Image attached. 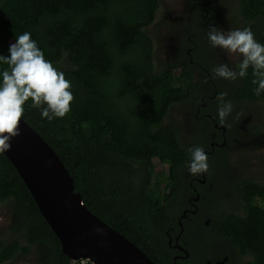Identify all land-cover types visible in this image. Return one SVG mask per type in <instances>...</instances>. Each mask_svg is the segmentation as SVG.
<instances>
[{
    "label": "trees",
    "instance_id": "trees-1",
    "mask_svg": "<svg viewBox=\"0 0 264 264\" xmlns=\"http://www.w3.org/2000/svg\"><path fill=\"white\" fill-rule=\"evenodd\" d=\"M217 2L186 0V13L198 5L193 33L172 31L177 49L165 60L156 53L161 0H0V55L9 56L16 37L30 32L71 82L74 96L63 118H42L29 100L22 119L57 153L85 208L156 264H205L224 256L227 264H264V174L232 179L233 172L219 169L227 166L225 145L239 140L235 124L250 116L245 111L264 112V93L254 94L251 67L235 81L213 78L212 69L225 63L203 53L211 45L208 30L220 18L233 30L251 28L264 44V0H232L222 7ZM241 59L227 64L238 70ZM222 92L233 105L224 125L216 99ZM184 106L193 109L196 130L189 138L171 118ZM249 126L250 139L263 134L262 124ZM194 147L207 152L209 165L196 176L187 167ZM217 155L218 181L211 175ZM155 158L167 166L166 176ZM189 182L200 197L211 190V200L196 214L186 208ZM0 209L10 221L0 226V264H18L31 254L36 264H72L4 153ZM175 237L187 258L175 248Z\"/></svg>",
    "mask_w": 264,
    "mask_h": 264
},
{
    "label": "clouds",
    "instance_id": "clouds-1",
    "mask_svg": "<svg viewBox=\"0 0 264 264\" xmlns=\"http://www.w3.org/2000/svg\"><path fill=\"white\" fill-rule=\"evenodd\" d=\"M207 36L213 48L242 57L238 70L220 64L212 69L213 78L235 81L246 77L251 67L252 84L256 85L253 92L258 97L264 93V44L255 40L251 28L225 32L211 27ZM9 53L7 57L0 55V61L7 65L0 69V153L8 151L10 141L21 134L19 124L26 102L31 100V107L40 109L42 118L53 120L66 116L74 100L71 82L45 58L30 32L17 36L16 42L9 46ZM226 96L227 93L222 92L216 97L221 125L233 110L231 101L225 102ZM188 151L191 154L187 165L190 174L206 173L209 165L204 149L194 147Z\"/></svg>",
    "mask_w": 264,
    "mask_h": 264
},
{
    "label": "water",
    "instance_id": "water-1",
    "mask_svg": "<svg viewBox=\"0 0 264 264\" xmlns=\"http://www.w3.org/2000/svg\"><path fill=\"white\" fill-rule=\"evenodd\" d=\"M19 128L21 134L10 141L11 148L3 153L71 262L87 259L90 264H156L85 208L68 170L41 135L22 118ZM226 262L224 256L213 262L207 260L206 264Z\"/></svg>",
    "mask_w": 264,
    "mask_h": 264
},
{
    "label": "rangeland",
    "instance_id": "rangeland-1",
    "mask_svg": "<svg viewBox=\"0 0 264 264\" xmlns=\"http://www.w3.org/2000/svg\"><path fill=\"white\" fill-rule=\"evenodd\" d=\"M231 1L232 0H218L217 5L220 7H222L223 5L226 6L227 4H230ZM161 2L164 9V19L155 27V37L157 39L156 53L159 58L162 57L165 60H168L172 57L174 51L177 49V36L176 34H173L172 31H185V33L187 34L193 33L192 29L194 27L191 29V24H193L194 22L193 17L197 10L196 6L198 7V5L192 6V8L189 9V11L186 13V0H161ZM196 2L198 3L199 0H196ZM207 3L208 4L206 5H209L211 4V1H207ZM221 13L222 12H220V14ZM225 16L227 17V15ZM222 19L223 18L217 20V28L225 32L233 31V27L229 28V26H227V24L225 23V19H223V22L221 21ZM180 20L181 23L185 21L191 26L178 25L180 23ZM194 36L195 34H192L186 36L185 38L189 39ZM205 39L207 40V37ZM203 53L207 56L212 54V57L216 58V62L225 64L233 63L241 58L239 54H228L219 48L214 49L211 45L205 46V50ZM176 73H178V70L176 71ZM242 113H244L243 110H238V114ZM245 113H249L250 116L244 119L242 125L238 126L237 123L235 124V133L239 140H235L232 138L231 142H233V144L225 145V149L227 150V166L219 167L221 171L230 170L231 172H233V174H231L232 179L264 174V112L262 113L261 111H257L256 108L251 107L250 109H247ZM192 114L193 109L187 106L176 107L171 112L172 120L179 125L182 134L187 138H189V135H191L196 130L194 129L195 127L193 126V124L190 122V117L192 116ZM253 123L262 124L260 133L263 134L258 135L257 138L250 139V135L253 134V131H249L248 129L250 127L249 125ZM217 162L213 163L212 165L211 175L213 177H215L216 175H221V173L218 171ZM153 163L155 167L159 171H162V173L166 176L167 166L160 163L156 158L153 159ZM4 212V209H0V226H4L8 222L7 215H5ZM9 223L10 221L8 222V224ZM183 258H185V256ZM18 264H36L35 256L31 254L26 258L22 257L19 260Z\"/></svg>",
    "mask_w": 264,
    "mask_h": 264
},
{
    "label": "flooded vegetation",
    "instance_id": "flooded-vegetation-1",
    "mask_svg": "<svg viewBox=\"0 0 264 264\" xmlns=\"http://www.w3.org/2000/svg\"><path fill=\"white\" fill-rule=\"evenodd\" d=\"M213 144V143H212ZM206 151V150H205ZM207 153V152H206ZM219 159H220V156H215L214 158H213V161L214 162H217V163H219ZM214 180H216V181H218V176L217 177H215L214 178ZM199 182H201L202 184H205V180L203 179V180H201V181H199ZM188 185H189V189L190 190H187L186 192H185V195H187L188 196V199H187V203L190 205V208L189 207H186V208H188L187 210L189 211V212H191L192 214H196L197 212H198V210L199 209H201V211H204V207H206V203L204 202L206 199L207 200H209L210 198H208V193L210 192L211 193V190H210V188L208 189V188H206L205 190H204V193H206L205 195H202L201 194V197H200V194H199V191H200V189H199V191H197V188H195L194 186H193V184L192 183H188ZM209 185H211V183L209 184ZM215 192V191H214ZM203 193V194H204ZM211 200V199H210ZM225 204H223V206H224ZM185 217V213H183V214H181V217L180 218H184ZM180 220V219H179ZM208 222H209V220H206L205 221V224H208ZM179 225L182 227V224H181V222L179 221ZM181 232V231H180ZM177 239H178V237H175V241H176V243H175V248H177L179 251H181V252H183V254H184V256H185V258H187L188 256H189V254H188V252L187 251H184L182 248H181V246L180 245H178L177 244ZM171 243V239L169 240V244ZM181 256V255H180ZM208 260V259H207ZM206 260V261H207ZM193 264H198V261H196L195 259H193ZM227 264V263H226Z\"/></svg>",
    "mask_w": 264,
    "mask_h": 264
},
{
    "label": "built area",
    "instance_id": "built-area-1",
    "mask_svg": "<svg viewBox=\"0 0 264 264\" xmlns=\"http://www.w3.org/2000/svg\"><path fill=\"white\" fill-rule=\"evenodd\" d=\"M72 264H90V262L87 259H79V260L73 261Z\"/></svg>",
    "mask_w": 264,
    "mask_h": 264
}]
</instances>
